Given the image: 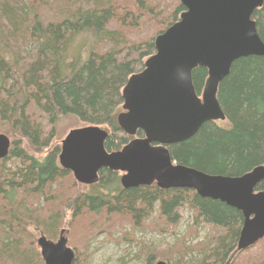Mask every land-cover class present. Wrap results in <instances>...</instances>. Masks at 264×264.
Instances as JSON below:
<instances>
[{
	"label": "trees",
	"instance_id": "16d2710c",
	"mask_svg": "<svg viewBox=\"0 0 264 264\" xmlns=\"http://www.w3.org/2000/svg\"><path fill=\"white\" fill-rule=\"evenodd\" d=\"M184 11L179 0H0V124L8 127L0 134L12 140L0 161V264H45L33 246L32 225L53 236L71 224L78 234L73 264H88L99 232L122 241L128 226L148 222L168 231L187 211L193 225H208L211 232L196 245L178 239L167 250L169 264H264V248L259 256L238 251L244 216L236 208L189 188H124L121 173L109 169L99 172L92 191H80L59 163L60 146L52 144L66 116L106 129L109 152L144 137L141 130L126 134L117 122L123 89L155 54V38ZM252 18L264 42V5ZM80 36L93 41L76 43ZM207 75L206 68L193 71L198 95ZM218 100L225 119L206 122L190 139L168 146L172 160L232 177L264 166V56L235 61ZM25 141L37 150L53 148L38 158ZM255 190H264V180ZM98 218L101 224L85 227ZM158 252L143 248L142 264H153Z\"/></svg>",
	"mask_w": 264,
	"mask_h": 264
},
{
	"label": "water",
	"instance_id": "95a60500",
	"mask_svg": "<svg viewBox=\"0 0 264 264\" xmlns=\"http://www.w3.org/2000/svg\"><path fill=\"white\" fill-rule=\"evenodd\" d=\"M185 7L179 20L159 34L156 52L144 69L132 75L123 89L120 128L135 138L121 150L109 152V132L95 125L74 128L62 140L59 163L84 185L99 181V172L122 173L124 188L151 186L189 188L200 196L220 200L242 212L244 223L237 243L245 251L264 239V166L241 176L211 175L175 163L168 146L193 137L209 121L225 119L218 100L221 82L235 61L264 56L255 10L264 0H179ZM207 69L201 95L193 83V71ZM11 139L0 134V161L8 156ZM61 231L57 242L38 240L45 264H73L75 250ZM156 264H167L158 261Z\"/></svg>",
	"mask_w": 264,
	"mask_h": 264
},
{
	"label": "rangeland",
	"instance_id": "374dc122",
	"mask_svg": "<svg viewBox=\"0 0 264 264\" xmlns=\"http://www.w3.org/2000/svg\"><path fill=\"white\" fill-rule=\"evenodd\" d=\"M87 39L88 41L86 42ZM92 41H93V38L89 36L86 39L80 36L78 37L76 43L79 42L82 44L83 43L90 44ZM57 126H58L57 136L55 140H53L52 144L59 145L60 150H61L62 140L66 137V135L70 132V130L74 128L82 127L85 125L73 116H66V117L61 118ZM7 130H8L7 126L0 124V133H3ZM11 138L13 139L12 135H11ZM23 144L25 143L22 140V145ZM26 145H27V149L31 152V154H33L34 156L38 158L44 157L47 151L53 148L51 147L50 149L46 148V149L37 150V149L31 148L30 147L31 145H29L27 142H26ZM91 186L92 185L80 184L78 185V190L86 191L89 189V191H92L93 189ZM182 215L183 217L179 225H177L175 228H169L168 231H166L165 228H160V227L153 228V226L152 225L150 226L148 222H147V226L140 228V229L138 228L132 229L131 227L128 226L127 227L128 232L126 233L127 239L122 240V241L109 240L106 237V234L104 232H99L91 240L90 251L88 254V257H89L88 264H142L143 256H141L140 254L141 250L143 251V248H148V247H151L152 251L154 252L159 251L156 254L157 256H155L156 259L153 260L154 261L153 264H156L158 261H164L167 264H169L168 257L170 256L167 254V250L169 248L171 249L172 247H174V245L176 247L179 241L178 239L181 240L184 238L183 242H186L187 245H196L198 243L205 242L206 237L211 232V229L208 225H205V224L193 225L190 212L187 211L183 213ZM99 222L100 224L102 222L100 218H98V220H95L93 224L86 223L85 227H88V228L92 227V225L99 223ZM70 225L69 226L65 225L66 227H61V228L65 229L66 237L69 240V244L73 248V246L75 245L74 243L77 240L78 234L75 230L72 229V227H70ZM29 227L30 228L28 229H29L30 235L32 236L33 246L39 252H40V249L38 247L37 241L41 237L42 234L47 236V238L55 240V241L59 239L60 229L56 233H54L53 236H50L44 231L42 227L39 228L36 225H32ZM85 227H83L82 230H85ZM190 230L192 232L190 235H188V232L190 233ZM116 235H120V234L118 233ZM263 248H264V240L256 244L254 247L248 249V255L253 254V255L259 256L263 254ZM139 255L141 256V259L137 258ZM239 257L240 256L236 257V261H238ZM174 261L175 260L173 259L172 263H175ZM236 264L238 263L236 262Z\"/></svg>",
	"mask_w": 264,
	"mask_h": 264
},
{
	"label": "flooded vegetation",
	"instance_id": "af4514ba",
	"mask_svg": "<svg viewBox=\"0 0 264 264\" xmlns=\"http://www.w3.org/2000/svg\"><path fill=\"white\" fill-rule=\"evenodd\" d=\"M11 147H12V140H11ZM11 147H10V149H11ZM61 152V151H60ZM60 155V154H59ZM59 159V158H58ZM2 161V160H1ZM62 230H64V229H62ZM61 230V231H62ZM61 231H60V235H61ZM44 234H42L41 235V237L43 236ZM64 235L66 236V233H64ZM45 236V235H44ZM46 238H47V236H46ZM52 238V237H51ZM59 238H60V236H59ZM48 240H51V241H54V242H57L58 240H52V239H49V238H47ZM39 240V239H38ZM37 244H38V241H37ZM38 247H39V249H40V255H41V257H42V254H41V247L38 245Z\"/></svg>",
	"mask_w": 264,
	"mask_h": 264
}]
</instances>
